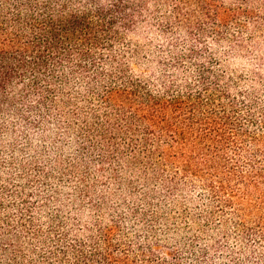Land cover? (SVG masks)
I'll return each mask as SVG.
<instances>
[{"label":"trees","instance_id":"1","mask_svg":"<svg viewBox=\"0 0 264 264\" xmlns=\"http://www.w3.org/2000/svg\"><path fill=\"white\" fill-rule=\"evenodd\" d=\"M254 2L0 0V139H14V127L28 121L26 111L34 110L39 119L25 126L61 125L64 132H76L79 156H92L101 168L107 162L132 170L141 167L146 175L151 172L152 178H158L156 169L178 164L180 173L200 179L204 175L199 173L208 170L218 179L217 184L209 182L210 192L228 190V205L240 199L248 207L250 191L258 190L254 182L233 167L228 173L222 171L227 165L220 161L222 150L250 136L238 123L232 105L223 102L229 96L219 86L221 76L202 62L217 58L202 53L193 43L185 50H156L163 73L143 80L134 77L130 67L144 49L132 47L126 36L149 23L162 32L181 28L198 32L193 40L197 44L200 32H226L229 24L243 29L240 18L253 17ZM190 69L195 74L192 81L186 76ZM44 114L53 115L54 121L47 122ZM247 121L254 123L250 116ZM195 159L201 160L198 165L204 170H199ZM231 179L236 182L234 192L227 186ZM159 182L176 186L173 180ZM235 192L238 197L234 199ZM0 206L4 210L1 201ZM32 223L27 211L19 212L18 227L0 218V251L7 259L0 264H34L23 261L20 236L11 230L31 224L32 239L40 241V228ZM105 245L102 252L94 248L92 257L102 264H116L110 245L106 241ZM62 250L45 251L41 257L45 262L52 259V264H65L60 261ZM74 254L76 264H89L80 252ZM63 256H67L65 251Z\"/></svg>","mask_w":264,"mask_h":264},{"label":"rangeland","instance_id":"2","mask_svg":"<svg viewBox=\"0 0 264 264\" xmlns=\"http://www.w3.org/2000/svg\"><path fill=\"white\" fill-rule=\"evenodd\" d=\"M251 8L252 18H240L243 29L229 24L226 32H200L197 44L193 40L198 32H162L149 23L126 36L132 47L144 49L130 67V73L143 80L163 73L156 50H185L193 43L217 58L202 62L221 76L219 86L229 96L223 102L232 105L250 136L222 150L220 161L227 164L222 171L233 167L254 182L258 190L250 191L249 206L240 199L228 205V190L210 192L209 182L217 184L218 179L208 170L199 173L204 175L200 179L180 173L178 164L156 169L158 178L141 167L132 170L107 162L101 168L92 156H79L76 132H64L61 125L28 128L25 125L39 116L26 111L28 121L14 127L15 138L0 139V218L18 227L19 212L27 211L40 228V241L32 239L31 224L11 229L20 236L25 263L52 264L42 253L62 247L60 261L65 264H76V251L83 261L102 264L91 254L94 248H107L106 241L116 264H264V0H255ZM190 71L186 76L192 81L195 74ZM44 115L47 122L54 119ZM194 163L200 165L201 160ZM163 179L176 186L161 184ZM234 181L227 182L233 192ZM5 261L0 251V263Z\"/></svg>","mask_w":264,"mask_h":264}]
</instances>
